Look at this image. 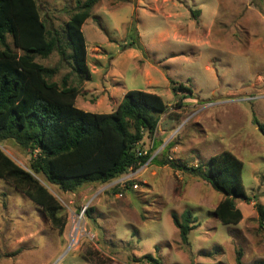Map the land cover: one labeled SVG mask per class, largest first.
I'll list each match as a JSON object with an SVG mask.
<instances>
[{
	"label": "rangeland",
	"instance_id": "374dc122",
	"mask_svg": "<svg viewBox=\"0 0 264 264\" xmlns=\"http://www.w3.org/2000/svg\"><path fill=\"white\" fill-rule=\"evenodd\" d=\"M36 1L48 27L62 34L85 0ZM83 33L92 78L76 107L107 114L127 92L156 94L168 106L159 123L170 125L169 133L149 151L155 160L147 168L109 184L70 194L40 177L63 207L62 234L0 180V264H153L138 262L147 255L160 264H236L237 252L244 264L264 261L253 203L237 200L242 222L223 225L213 214L220 193L160 164L168 159L207 170L211 157L230 152L244 163L247 196L264 206V137L256 124H264V0H100ZM36 61L57 70L53 81L72 75L69 85L78 86L57 53ZM171 82L192 93H176ZM1 149L28 170L30 152L12 143ZM91 209L93 220L84 215ZM185 211L197 219L188 244L172 219Z\"/></svg>",
	"mask_w": 264,
	"mask_h": 264
},
{
	"label": "trees",
	"instance_id": "16d2710c",
	"mask_svg": "<svg viewBox=\"0 0 264 264\" xmlns=\"http://www.w3.org/2000/svg\"><path fill=\"white\" fill-rule=\"evenodd\" d=\"M99 2H78L60 34L43 20L36 0H0V180L39 207L61 234L67 218L47 185L76 194L87 186L106 185L140 169L151 158L141 149L144 138L155 135L161 116L169 110L160 96L143 91L127 92L107 114L76 107L82 84L92 78L83 25L92 18ZM54 53L71 66L78 86L69 85L72 75H66L62 84L53 81L57 70L36 61ZM171 85L176 93H192L183 84ZM256 124L264 137V124ZM5 143L30 152L28 170L3 152L1 145ZM160 164L201 179L220 193L223 199L213 214L223 225L242 222L237 200L253 203L264 236V206L247 196L242 178L244 163L233 154L222 152L211 157L207 170L168 159ZM92 213V209L86 210L85 218L93 220ZM172 219L181 241L188 244L197 219L190 211L173 213ZM144 261L160 264L150 255L138 262ZM236 264H244L241 252H237Z\"/></svg>",
	"mask_w": 264,
	"mask_h": 264
},
{
	"label": "crops",
	"instance_id": "0c3cea01",
	"mask_svg": "<svg viewBox=\"0 0 264 264\" xmlns=\"http://www.w3.org/2000/svg\"><path fill=\"white\" fill-rule=\"evenodd\" d=\"M125 95V94H124ZM123 95V96H124ZM122 96V97H123ZM122 99V98H121ZM121 99L116 103L117 105L121 102ZM116 104L114 105V107L116 106ZM162 116H164V115H162ZM170 126V125H169ZM169 126H168V128H163L162 126H161V123H159V125H158V129H157V131H156V133H155V135L154 136H152V137H148V136H146L145 138H144V141H143V143H142V145H141V149L145 152V153H149V151L150 150H152V149H154L155 147H156V143H158V145H159V143H160V141H163L164 139H165V136L167 135V133H169L168 131V129H169ZM148 142H147V141ZM143 146L145 147V149L143 148ZM161 147V146H160ZM159 146H158V148H157V150L160 148ZM152 159H154L153 157H152ZM152 159L150 158V160L152 161Z\"/></svg>",
	"mask_w": 264,
	"mask_h": 264
},
{
	"label": "bare ground",
	"instance_id": "6f19581e",
	"mask_svg": "<svg viewBox=\"0 0 264 264\" xmlns=\"http://www.w3.org/2000/svg\"><path fill=\"white\" fill-rule=\"evenodd\" d=\"M79 230H80V224L78 223L74 227V236H73L74 242L77 240V236H78Z\"/></svg>",
	"mask_w": 264,
	"mask_h": 264
},
{
	"label": "built area",
	"instance_id": "2783aa9c",
	"mask_svg": "<svg viewBox=\"0 0 264 264\" xmlns=\"http://www.w3.org/2000/svg\"><path fill=\"white\" fill-rule=\"evenodd\" d=\"M144 155H146L147 153H143ZM141 155V154H140ZM150 162H151V160L149 161V162H147L145 165H143L142 167H141V169H144V168H147L148 167V165L150 164ZM139 171V170H138ZM131 173H134V174H136L137 172L136 171H132ZM136 187V186H135Z\"/></svg>",
	"mask_w": 264,
	"mask_h": 264
}]
</instances>
